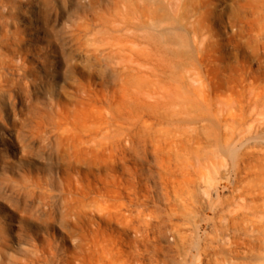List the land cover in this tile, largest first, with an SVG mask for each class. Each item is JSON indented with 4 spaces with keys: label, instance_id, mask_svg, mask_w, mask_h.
Instances as JSON below:
<instances>
[{
    "label": "rangeland",
    "instance_id": "rangeland-1",
    "mask_svg": "<svg viewBox=\"0 0 264 264\" xmlns=\"http://www.w3.org/2000/svg\"><path fill=\"white\" fill-rule=\"evenodd\" d=\"M245 96L264 0H0V264H264Z\"/></svg>",
    "mask_w": 264,
    "mask_h": 264
},
{
    "label": "bare ground",
    "instance_id": "bare-ground-1",
    "mask_svg": "<svg viewBox=\"0 0 264 264\" xmlns=\"http://www.w3.org/2000/svg\"><path fill=\"white\" fill-rule=\"evenodd\" d=\"M246 100L247 97L245 96L241 109V122H240V134H239L241 146L244 147L250 141L252 142L251 147H253L254 149L263 148L262 150L264 151V129L260 128L261 126L260 117L257 115V111L255 108H253L251 112L248 111V105L246 103Z\"/></svg>",
    "mask_w": 264,
    "mask_h": 264
}]
</instances>
